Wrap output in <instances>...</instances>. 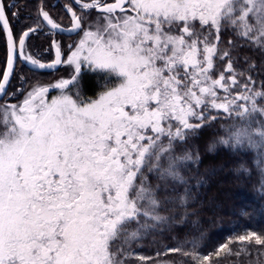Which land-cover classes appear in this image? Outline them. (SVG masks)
I'll list each match as a JSON object with an SVG mask.
<instances>
[{
    "label": "snow or ice",
    "instance_id": "snow-or-ice-1",
    "mask_svg": "<svg viewBox=\"0 0 264 264\" xmlns=\"http://www.w3.org/2000/svg\"><path fill=\"white\" fill-rule=\"evenodd\" d=\"M24 6L0 0V264H176L170 254L213 264L264 252L255 230L207 255L195 241L136 250L184 222V172L199 161L190 141L217 121L231 123L209 150L253 153L264 194V0H68L67 26L40 0L17 31ZM40 34L70 42L52 39L45 61L29 45ZM17 64L71 71L45 83ZM85 74L103 80L95 99L82 96Z\"/></svg>",
    "mask_w": 264,
    "mask_h": 264
},
{
    "label": "trees",
    "instance_id": "trees-1",
    "mask_svg": "<svg viewBox=\"0 0 264 264\" xmlns=\"http://www.w3.org/2000/svg\"><path fill=\"white\" fill-rule=\"evenodd\" d=\"M245 54L239 53L241 57ZM255 59L257 63L264 62L259 57ZM95 81L92 77L82 79V88L88 95L93 93ZM222 122L231 123L217 121L213 128L206 129L199 138L190 141L199 149V161L184 172L185 179L192 187L184 222L180 224L174 221L172 230L163 236H148L136 246L138 253L152 256L166 245L176 246L179 240L195 241L200 253L207 255L246 230L264 231V194L259 190L261 177L254 167V154H240L219 143L209 150L213 141L223 135L220 129ZM241 164L250 170V174L240 171ZM183 212V209L179 210L177 221ZM231 247L235 253L239 246L233 244ZM187 249H191V244L187 245ZM250 251L251 255H222L219 258L212 256L211 259L213 264H264V252L258 254L255 247ZM168 259L176 264H183L185 260L178 254H170ZM133 264L139 262L133 260ZM187 264H192L190 259Z\"/></svg>",
    "mask_w": 264,
    "mask_h": 264
},
{
    "label": "flooded vegetation",
    "instance_id": "flooded-vegetation-1",
    "mask_svg": "<svg viewBox=\"0 0 264 264\" xmlns=\"http://www.w3.org/2000/svg\"><path fill=\"white\" fill-rule=\"evenodd\" d=\"M68 0H43V3L48 6L47 10L50 11V13L62 24L67 26L69 24V21L67 18L64 17V4L67 3ZM40 3V0H19V5H25L21 11H20V21L17 24V31L20 30V28L24 24H32L33 20L26 19V17L32 16L35 13L36 7ZM57 5L56 7H51V5ZM16 9H13L15 11ZM77 38V37H72ZM52 39H56L58 41H62L64 45H67L70 42V37L67 34H57L55 36L52 35H45L40 34L38 36H34L29 40V45L31 46V51L40 56L45 61L50 60L54 56V51H45L49 48L50 41ZM0 59H2V53H0ZM61 67V66H60ZM60 67L57 71H29V67L25 66L21 68L19 64H17V74H23L30 78L32 81H36L39 79H51L54 75H56ZM85 77H92L93 79H96V75L93 74H85L83 78ZM13 85L17 84V81H12ZM82 84V81H81ZM97 84V83H95ZM101 84V83H100ZM97 89L95 88L93 93L89 94L85 92L82 88V92L85 93L86 98H92L95 94V91Z\"/></svg>",
    "mask_w": 264,
    "mask_h": 264
},
{
    "label": "rangeland",
    "instance_id": "rangeland-1",
    "mask_svg": "<svg viewBox=\"0 0 264 264\" xmlns=\"http://www.w3.org/2000/svg\"><path fill=\"white\" fill-rule=\"evenodd\" d=\"M225 40H227V39H225ZM70 71H71L70 69H67V68H65L64 66H61L59 72H58L56 75H54L51 79H39L38 81L45 82V83L53 82V81H55L56 79L60 78L61 76L67 77V76L69 75ZM95 83H97V84H95V88H96L97 90L95 91V94L93 95V97H92L91 99H95V98L99 95V93H100L101 91L104 90V89L102 88L103 80H99V83H98V77H97V76H96V81H95ZM100 83H101V84H100ZM95 88H94V89H95ZM81 91H82V89H81ZM54 94H55V92H53V95H54ZM82 96L85 97V96H86L85 93L82 92ZM85 98H86V97H85ZM139 254H140V253H139ZM140 255H146V256H149L148 254H140Z\"/></svg>",
    "mask_w": 264,
    "mask_h": 264
},
{
    "label": "water",
    "instance_id": "water-1",
    "mask_svg": "<svg viewBox=\"0 0 264 264\" xmlns=\"http://www.w3.org/2000/svg\"><path fill=\"white\" fill-rule=\"evenodd\" d=\"M27 67H30V66H27ZM47 71V70H46Z\"/></svg>",
    "mask_w": 264,
    "mask_h": 264
}]
</instances>
